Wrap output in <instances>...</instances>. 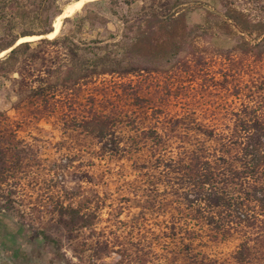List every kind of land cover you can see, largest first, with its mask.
<instances>
[{"label": "rangeland", "instance_id": "rangeland-1", "mask_svg": "<svg viewBox=\"0 0 264 264\" xmlns=\"http://www.w3.org/2000/svg\"><path fill=\"white\" fill-rule=\"evenodd\" d=\"M46 1L61 14L75 2ZM97 1H86L66 24L63 18L51 39L69 35L75 28V18L87 10L105 17L107 24L85 26L76 32L79 45H94L95 41L108 40L109 35L120 39L122 23ZM154 1L138 0L130 15L140 14ZM219 1L210 4L218 6ZM231 1L251 19L264 23V0ZM117 10L125 12L126 8ZM188 21L198 23L200 13L190 14ZM21 31L17 27L15 34ZM244 38L251 45L258 42ZM35 41L38 39L25 42ZM195 45L193 51L177 55L169 65L103 75L92 83H80L73 92L58 93L45 104L38 101L30 109L26 103L13 109L10 81L0 78V148L5 152L7 169L5 182L0 185V264H115L118 249H126L132 256L137 243L140 248L153 249L149 261L154 264H164L165 251L174 247L180 250L184 244L193 253L235 264L232 256L241 244L239 240L168 243L161 236V231H166L164 214L142 209L153 189L165 188L169 194L178 188L175 174L170 182L165 178L177 143L165 142L159 151L149 141L142 146L134 129L136 120L145 123L142 128L146 124L155 127L160 135L182 118L226 133L232 119L246 112L245 107L264 115V54L243 52V38L238 36L201 38ZM34 67L39 73L34 71L33 77L28 76L27 62L20 72L27 84L37 88L47 73L40 60ZM92 97L97 99L101 114L122 110L107 143H100L81 127L93 112L88 105ZM112 138L116 144H112ZM68 206H81L83 215L93 214L91 225L83 228L60 216Z\"/></svg>", "mask_w": 264, "mask_h": 264}, {"label": "trees", "instance_id": "trees-1", "mask_svg": "<svg viewBox=\"0 0 264 264\" xmlns=\"http://www.w3.org/2000/svg\"><path fill=\"white\" fill-rule=\"evenodd\" d=\"M137 1H97L122 23L118 40L109 35L108 40L95 41L94 45H79L76 32L85 26L107 24L105 17L87 10L75 18L72 34L22 42L2 57L0 78L10 81V93L15 97L13 109L18 110L21 103H26L28 109L38 101L45 104L58 93L73 92L80 83H92L103 75L130 74L134 67L146 71L169 65L177 55L193 51L196 40L201 38L238 36L243 38V52L264 54V23L251 19L234 1L220 0L216 10L210 4L212 0H157L140 14L130 15ZM122 6L125 12L117 10ZM197 11L200 21L189 22V15ZM60 14L51 1L0 0V53L13 47L19 38L50 34ZM69 21L65 18L63 24ZM17 27L22 31L15 34ZM244 37L258 42L251 45ZM36 60L41 61L47 76L34 88L24 81L20 71L27 62L29 77L34 71L39 73L34 67ZM14 74L19 78H13ZM88 105L96 113L89 114L81 127L100 143L108 142L122 110L106 116L97 109V99H91ZM244 109L243 115L232 119L226 133H218L195 119L182 118L160 135L155 127L146 124L142 128L140 125L145 123L136 120L134 129L142 146L149 141L159 151L165 142L177 143L165 178L170 182L175 174L178 188L169 194L165 188L153 189L142 209L164 214L166 231H161V236L168 243H218L235 238L241 243L232 256L235 264H264V115L255 108ZM110 141L116 144L114 138ZM5 158L0 148V185L5 182ZM60 216L84 228L91 225L94 215H83L81 206H68ZM139 246L137 243L132 256L126 249H118L115 264H154L149 261L153 249ZM163 256L164 264L228 263L202 252L193 253L186 244L180 250L170 248ZM126 257L130 258L125 260Z\"/></svg>", "mask_w": 264, "mask_h": 264}, {"label": "bare ground", "instance_id": "bare-ground-1", "mask_svg": "<svg viewBox=\"0 0 264 264\" xmlns=\"http://www.w3.org/2000/svg\"><path fill=\"white\" fill-rule=\"evenodd\" d=\"M86 1H89V0H75V2L73 4L67 5L66 8L63 10L62 14H60L59 16H57L55 18L54 23H53V32L48 34V35H46V37L48 39L53 38L54 35L58 33L57 31L60 29L62 19L64 17L71 16L74 12L78 11L79 9H81V7L84 5V3ZM38 38H39L38 36L20 38L18 43L25 42V41H28V40L38 39ZM4 54H5V52L0 54V56H2Z\"/></svg>", "mask_w": 264, "mask_h": 264}, {"label": "water", "instance_id": "water-1", "mask_svg": "<svg viewBox=\"0 0 264 264\" xmlns=\"http://www.w3.org/2000/svg\"><path fill=\"white\" fill-rule=\"evenodd\" d=\"M64 18H68V17H64ZM52 33V32H51ZM48 35V34H47ZM39 38H38V40H40V39H44V38H47L46 37V35H41V36H38ZM18 44H20V43H16L13 47H11V48H9L8 50H5V51H3V52H1L0 54H2V53H4L5 52V54H8L13 48H15Z\"/></svg>", "mask_w": 264, "mask_h": 264}]
</instances>
